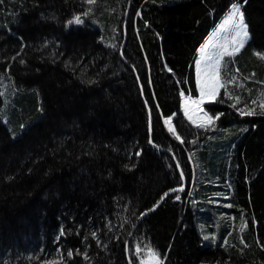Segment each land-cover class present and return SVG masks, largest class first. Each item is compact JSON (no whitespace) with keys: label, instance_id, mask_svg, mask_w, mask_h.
Listing matches in <instances>:
<instances>
[{"label":"trees","instance_id":"obj_1","mask_svg":"<svg viewBox=\"0 0 264 264\" xmlns=\"http://www.w3.org/2000/svg\"><path fill=\"white\" fill-rule=\"evenodd\" d=\"M234 4L236 80L197 127L180 93ZM261 104L264 0H0V264H264Z\"/></svg>","mask_w":264,"mask_h":264},{"label":"snow or ice","instance_id":"obj_2","mask_svg":"<svg viewBox=\"0 0 264 264\" xmlns=\"http://www.w3.org/2000/svg\"><path fill=\"white\" fill-rule=\"evenodd\" d=\"M96 0H86V3L89 5L94 4ZM87 15V13H85ZM233 21H236V28L238 29L236 36H239L240 39L237 41L235 38H233V45L231 50H229L228 47H224L222 51L216 53V57L214 60H212L211 63H203L202 60H197L196 61V70H197V75H198V90H199V99L191 100V104L195 106V109L198 112H202L203 115L199 117L201 123L197 124V127H205L208 125H212L215 123L216 119H219V115L216 117H213L209 115L208 112H204V110L200 107V105L204 104L205 101L207 100L209 103L216 101V98L218 97L220 90L222 88L225 89V92L227 94V87L226 85L228 83H233L236 80V77L233 75L230 78L228 77V73H224V77L226 79L223 80L222 82V76H221V63L224 61V58H231L234 53L239 52L240 49L244 46V38L248 36L247 33V26L244 24V18L243 14L240 11L239 5L234 4L232 6V10L230 12V16L228 21L226 23H231ZM82 23V20L79 16L74 18V21H70V23ZM203 51V49H202ZM210 60L212 59L211 57L209 58ZM225 63H231V60L224 61ZM242 87V85H241ZM181 97H184V92L181 91L180 93ZM231 98V97H230ZM237 101L239 102V98L237 97ZM253 103H256L254 100ZM235 106V105H233ZM261 108H264V104L260 105ZM255 109H251L249 111H244L241 109V113L244 115H252L254 114ZM184 114L188 117L190 121L193 123H196L195 120H193V115L190 111L189 107V101L185 100L184 102ZM165 124L169 125V130L170 131H175V129L171 126V118L165 120ZM179 139V137H177ZM139 155V153H137ZM181 177H183V173H181ZM183 189H173L171 191H182ZM169 193H164V196L161 197L163 199L166 197ZM176 199L179 200L180 197L177 195ZM154 210V209H152ZM63 234V233H61ZM95 236V233L92 234ZM205 239H208V237H205ZM147 248V257L149 259V264H163V260L160 258V254L156 252L154 249H152L150 246H145ZM139 249V246H137ZM69 257L73 255L71 251L68 252L67 254ZM47 264H60L59 261H49ZM141 264H144L143 261H141Z\"/></svg>","mask_w":264,"mask_h":264},{"label":"rangeland","instance_id":"obj_3","mask_svg":"<svg viewBox=\"0 0 264 264\" xmlns=\"http://www.w3.org/2000/svg\"><path fill=\"white\" fill-rule=\"evenodd\" d=\"M236 5H238V4H236ZM231 10H232V7L220 19L219 23L216 25V27L213 29V31L210 33V35L207 37V39L205 40L204 44L202 45V47L198 51V55H197L196 61L197 60H202V64L203 63H211L212 60L215 59L216 53L222 51L224 47H228L229 50H231L232 47H234V45L232 43L233 38H235L237 41H239L240 37L236 36V33L238 31V29L235 26L236 21H233L231 23H226V21H228V19H229ZM240 11H241V9H240ZM244 24H245V22H244ZM126 34H127V32H126ZM247 38H248V36L246 38H244V41H245L244 44L246 43ZM202 49H203V51H202ZM237 53L238 52L234 53V55L237 54ZM210 57L212 58L211 60L209 59ZM196 78H197V83H198L197 70H196ZM221 90H220V92H221ZM198 93H199V90H198ZM195 99H199V96H198V98H190V97H185L184 96V97H182L181 106H182V111L184 113V102H185V100H188L189 101L190 111H191V113L193 115V120L196 121V124H199V123H201L199 117H201L203 115V113L202 112H198L195 109V106L191 104V100H195ZM205 104H209V102L206 100L204 104L200 105V107L204 110V112H205V109H204ZM163 124H164L165 129H168V125L165 124V120H163ZM136 251L139 252L138 253L139 255L142 254L140 256V264H141V261H143L144 264H149V259H148L147 255H146L147 250L146 249H142V248H139V249L137 248Z\"/></svg>","mask_w":264,"mask_h":264},{"label":"water","instance_id":"obj_4","mask_svg":"<svg viewBox=\"0 0 264 264\" xmlns=\"http://www.w3.org/2000/svg\"><path fill=\"white\" fill-rule=\"evenodd\" d=\"M126 37H127V36H126V26H125V36H124V44H123V47H122V51H123V49H124V47H125ZM185 185H186V182H185V180H184V186L181 187L183 190H185V188H186ZM181 188H178V189H181ZM174 192H176V191L168 192L169 194H168L166 197H164L163 199H161L160 202L152 208V209H154V210L151 209V210H149L147 213H145V215L141 218L140 222L144 219V217H145L146 215H148L149 213L155 211V210L158 208V206H160V205L164 202V200L167 199V198H168L172 193H174ZM140 222H139V223H140Z\"/></svg>","mask_w":264,"mask_h":264},{"label":"bare ground","instance_id":"obj_5","mask_svg":"<svg viewBox=\"0 0 264 264\" xmlns=\"http://www.w3.org/2000/svg\"><path fill=\"white\" fill-rule=\"evenodd\" d=\"M74 130V129H73Z\"/></svg>","mask_w":264,"mask_h":264}]
</instances>
